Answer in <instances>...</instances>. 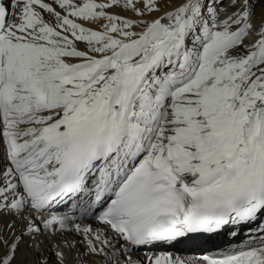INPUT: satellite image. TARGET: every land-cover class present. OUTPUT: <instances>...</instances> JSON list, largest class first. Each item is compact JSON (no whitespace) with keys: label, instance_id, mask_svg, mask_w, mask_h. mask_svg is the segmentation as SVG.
I'll list each match as a JSON object with an SVG mask.
<instances>
[{"label":"snow or ice","instance_id":"6c2138e0","mask_svg":"<svg viewBox=\"0 0 264 264\" xmlns=\"http://www.w3.org/2000/svg\"><path fill=\"white\" fill-rule=\"evenodd\" d=\"M0 264H264V0H0Z\"/></svg>","mask_w":264,"mask_h":264},{"label":"bare ground","instance_id":"6f19581e","mask_svg":"<svg viewBox=\"0 0 264 264\" xmlns=\"http://www.w3.org/2000/svg\"><path fill=\"white\" fill-rule=\"evenodd\" d=\"M65 210H67V206H64L60 209V211H65ZM88 222H91V221H88ZM220 238L222 241H225L224 245H227V246L229 245L230 247H233V246H239L240 247L243 244H245V242L248 240L249 233L245 229V230L239 232V234L236 237L226 236V239H222L223 237L221 236ZM194 248H199V247H193L187 251H185L179 247H177V248H160V249H154V251H156V252H165V251L179 252V254H181V255L188 256V255H193ZM147 252H148V250H143L141 255H143L144 253H147Z\"/></svg>","mask_w":264,"mask_h":264}]
</instances>
